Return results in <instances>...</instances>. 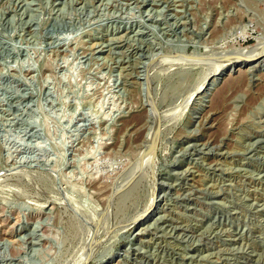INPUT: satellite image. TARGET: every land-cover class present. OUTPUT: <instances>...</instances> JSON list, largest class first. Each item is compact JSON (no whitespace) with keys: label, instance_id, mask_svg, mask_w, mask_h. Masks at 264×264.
<instances>
[{"label":"rangeland","instance_id":"rangeland-1","mask_svg":"<svg viewBox=\"0 0 264 264\" xmlns=\"http://www.w3.org/2000/svg\"><path fill=\"white\" fill-rule=\"evenodd\" d=\"M0 264H264V0H0Z\"/></svg>","mask_w":264,"mask_h":264},{"label":"bare ground","instance_id":"bare-ground-1","mask_svg":"<svg viewBox=\"0 0 264 264\" xmlns=\"http://www.w3.org/2000/svg\"><path fill=\"white\" fill-rule=\"evenodd\" d=\"M241 62V61H240ZM226 84V83H225ZM221 91L222 90H220L219 92H218V94H217V96L215 97V104L217 103V101H218V99L222 96H220V94H221ZM217 93V92H216ZM223 93V92H222Z\"/></svg>","mask_w":264,"mask_h":264}]
</instances>
